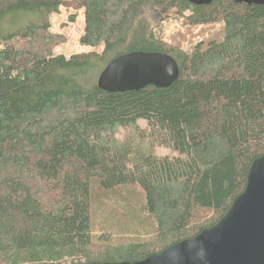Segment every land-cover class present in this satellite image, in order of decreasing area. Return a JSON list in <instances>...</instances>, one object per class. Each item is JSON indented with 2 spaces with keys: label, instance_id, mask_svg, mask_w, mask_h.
I'll list each match as a JSON object with an SVG mask.
<instances>
[{
  "label": "trees",
  "instance_id": "16d2710c",
  "mask_svg": "<svg viewBox=\"0 0 264 264\" xmlns=\"http://www.w3.org/2000/svg\"><path fill=\"white\" fill-rule=\"evenodd\" d=\"M147 4L222 27L169 46L138 20ZM61 6L83 10L79 41L100 51L52 53L60 39L38 19ZM130 51L172 56L178 78L99 89ZM263 154L264 5L0 0V264L145 259L217 222Z\"/></svg>",
  "mask_w": 264,
  "mask_h": 264
},
{
  "label": "water",
  "instance_id": "95a60500",
  "mask_svg": "<svg viewBox=\"0 0 264 264\" xmlns=\"http://www.w3.org/2000/svg\"><path fill=\"white\" fill-rule=\"evenodd\" d=\"M209 4L213 0H186ZM262 4L264 0H234ZM179 76L176 60L158 51H130L111 59L100 71L97 86L105 92L170 86ZM85 264H264V154L246 173L243 190L225 214L195 236L177 241L138 261Z\"/></svg>",
  "mask_w": 264,
  "mask_h": 264
},
{
  "label": "rangeland",
  "instance_id": "374dc122",
  "mask_svg": "<svg viewBox=\"0 0 264 264\" xmlns=\"http://www.w3.org/2000/svg\"><path fill=\"white\" fill-rule=\"evenodd\" d=\"M72 13H75L73 21L69 20V15ZM188 14V11L168 7L166 10H159L151 4H147L140 9L138 20L160 36L169 46H178L183 49H189L197 41L206 40L221 30L220 23L190 25L186 19ZM38 20H46L45 23L50 26V31L60 39V42L52 48V53L55 55L68 57L73 53L102 49V45L92 47L80 43L79 39L85 25L82 9L74 10L61 6ZM144 126V122L140 121L139 127ZM123 132L119 131V133ZM156 153L159 155L171 154L170 150L164 147L157 148Z\"/></svg>",
  "mask_w": 264,
  "mask_h": 264
},
{
  "label": "built area",
  "instance_id": "2783aa9c",
  "mask_svg": "<svg viewBox=\"0 0 264 264\" xmlns=\"http://www.w3.org/2000/svg\"><path fill=\"white\" fill-rule=\"evenodd\" d=\"M68 264V263H67Z\"/></svg>",
  "mask_w": 264,
  "mask_h": 264
}]
</instances>
